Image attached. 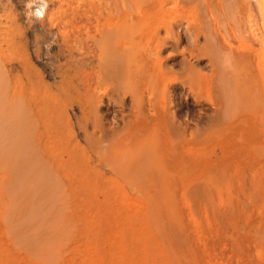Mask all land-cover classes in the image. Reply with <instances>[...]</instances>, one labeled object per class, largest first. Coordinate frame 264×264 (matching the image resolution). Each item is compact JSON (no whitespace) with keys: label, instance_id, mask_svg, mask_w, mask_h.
I'll list each match as a JSON object with an SVG mask.
<instances>
[{"label":"rangeland","instance_id":"374dc122","mask_svg":"<svg viewBox=\"0 0 264 264\" xmlns=\"http://www.w3.org/2000/svg\"><path fill=\"white\" fill-rule=\"evenodd\" d=\"M142 1L144 2L145 0H103L106 5L107 3H109L111 7L117 9L119 12L121 10V8H119L120 4L121 2H123V4H125V9L129 11L128 13L130 14V16L134 14H139L138 9L140 10L141 6H143L141 5L143 3ZM213 1L211 2V0H209L210 8L206 9V7H201L199 4L194 3L193 5L187 6V8L185 7L183 11L179 10V12H177L175 15L181 14L180 16L182 20H184V22L182 21V24L188 23L187 25L190 27L194 25V21L195 23H197L196 19H201L202 26L204 25L203 29L205 35H209V39L211 38V35H214L213 28H215L218 29V31H220L222 34H224L226 39L227 37H229L228 39L230 40V42L235 44V42H232L231 33H229V29L234 28V31H237V29H239L240 27H246L247 21L245 20H247V11L245 10V8H242V10H237L238 8L237 5H235V2H233L234 4L232 2L230 3L232 6L231 8H235L237 10H234V12L232 11L233 9L230 10L229 5L223 4L227 0ZM250 2L252 7L254 8L255 14L253 15L255 16V19L258 22L257 24L261 25L260 22L262 23V20L260 21L261 17H259L258 4H256L258 2L257 0H250ZM218 3L225 5L226 8L221 6V4L219 5ZM227 3L228 2H226V4ZM197 5H199V7ZM19 7L20 8H18V12L21 13V15L23 14L22 16L23 18H25V16H27L25 14V2H23L22 6ZM135 10H137L136 13H134ZM119 12L118 15L121 18L117 17L115 19L112 17V21L114 22H111L114 25H110H113V29H116V26L118 28L119 25H125V23L128 24L129 22L128 19H130V17L127 18V21H124L122 10L120 12L122 16ZM182 12H186V14ZM235 14L238 15L234 16ZM209 15H212L213 19ZM256 15H258L257 18ZM208 16L210 18H208ZM186 17L189 19H187ZM185 18L189 21L191 19H193L194 21L192 22L191 20V23H189V21L187 22ZM119 19H122L121 22ZM211 19L212 21H209ZM216 21L217 24L215 26ZM119 22L123 24H120ZM130 23L131 22H129V24ZM108 24L109 23H106L104 20H102L100 22L99 29L101 31H106ZM227 24L229 27H226ZM210 25L212 27H210ZM236 25H238L239 27H237ZM195 26L197 25L195 24ZM233 26H235L236 29ZM102 27H104V29ZM210 30L211 33H209ZM54 34L55 31L50 34L52 39H49L47 41L48 43L45 42V40L41 42L42 45L40 44L43 56H41L42 59H35V56L33 55L35 50L32 47L31 50L28 52L30 53V55H32L31 57H33H30L29 62H33V65H31L32 75L36 78L34 79L38 81L40 78L44 77V85L46 84L45 82H47V85L50 84L49 86H51V88L13 89H16L15 91L18 94H25L27 97L32 96V99H34L36 103H39L38 101L41 100L45 101V106L42 110V116H35L36 118L34 120V124L36 126H34V128L37 127V125H41L43 120L45 121V123L52 122L54 126L56 124L54 128L57 129V133L52 134L53 137H51L50 129L47 130V133L45 132L46 138H52L51 140H47V147H49L47 154H52L51 156L49 155V157L54 161V163L60 161L59 163H61V165L64 164V166H67H65V169L69 172V169L71 171V169L73 168H70L71 166L69 167L67 164H73L72 159L77 160L76 164H78V167L75 166V169L78 172L75 171L74 175H82V177H84L87 176V172H82L83 167H81V162L87 164L86 157L89 156L91 162L88 163L89 165H86V168L89 169L90 167H93L97 171L100 169L99 172H104L105 174L95 179V175L93 174L94 172H92V175H94L92 178H94L93 180L96 181L93 182V180H91V174L89 175L90 171H88L90 179L87 176V179L89 180H87V183L89 182L90 184L82 183L77 178V182L75 181V186L77 187V193H75L77 194L76 197L71 200L68 196L66 198V201L63 200V202H61L60 200L58 201V197L56 198V196H53V192L52 194L45 192L47 189H49L48 185L51 184V181H44V183H46V185H43L42 187L44 188V195L47 196V198L50 196L48 199L45 197L47 199L46 203V199H44V203L49 206L47 207V209L52 210L51 207H53L54 205L55 207H53V211H57V209H62L61 212L59 211L57 213H61L63 218H65L66 215L64 216L63 214H66V210L71 216L72 212L70 211L71 209L68 203H72V207L74 209L73 213L76 214L74 215L72 213L73 216L70 217L69 220H64L68 222L73 219L74 221L72 224L76 223L77 226L75 225V227L79 226L78 228L80 229H77L79 230V233L77 234V230H75L76 228L70 227V229L66 231L71 232L70 235H65L63 233L59 236L55 233V231L57 232V229L55 228L54 224L53 228L48 229L47 231L42 230V221L39 222V217L41 216L35 215L37 216V218L35 217L34 219L33 227H37L35 228L36 230L33 228H29L30 231L26 230L25 233H29L32 238H35L36 234L37 236L39 233V235H41V231H44V233L46 234L45 236H47L48 234L47 241L50 240L51 242L47 245L43 244L42 246L39 241H34L32 239V241L37 242L35 244V247L42 246L43 248L46 246V248L51 249V252H53L54 250L56 251H54V253L56 254L50 253V256L46 255V257H44L45 261H48L46 264H84L82 262H87L88 260L86 261L85 259L92 257V251L94 252V250L101 252L102 255L106 253L107 255L102 257V261L105 260L106 262L111 257L109 255V252L107 251L111 250V252H116L121 250L120 256L121 254L122 256L120 258L115 257L117 261L116 259H114V257H111V259L113 258V263L115 262L114 264H118V260L120 262L122 261L124 264H129V262L130 264H264V138L263 135L261 136L259 132L254 128L249 127L248 129V125L246 126V129H248V133L246 132V130L242 132V134L246 137H244L242 134L240 136L239 133H237L239 136L235 135L237 132L236 128L232 129L234 133L231 132V135L227 136V139L226 136H224V129H226L230 125V120L233 119L231 117H227L226 115H228L227 112L230 111V109L232 110V107H234V101L236 103V98L232 99L234 98V90H232V92L230 91L231 89H229L228 91L227 88L217 89L215 87L190 88V84L195 78H200L203 75L206 77L212 76L211 74L213 73V70L209 63L210 60L208 61V58L205 57L204 60H200L201 64L197 65L198 61L196 59L192 60V58L188 57L187 55H184V57H182L179 52H177L176 50H174L173 47H171V54L170 52L169 54L170 56L174 55V58L171 57L170 59H166L167 57H164L165 59H163L162 61V63H164L162 65L163 73H157V71H155L151 67V70H149L151 71V73L148 72L147 75H144L145 71H140L142 69L141 63H143L144 61L137 60L138 62H136L134 60H131V62L130 59L129 61H124L122 58L118 57H115L116 59L107 58V55H104V58V56L100 54L98 58L97 54V57H93L89 59V61H87L86 59L85 64L87 65L88 62V66L83 65L85 67L81 66V68L74 70L79 75L78 77H75V73L73 71L64 74L66 78L65 80H67V82L77 84V80H81V85H79L78 88L67 87L68 85H65V87L63 88H54L55 85L59 84L57 83L59 81V78L56 75V69H54V66L57 67V64H59V66L62 65V69L65 70L67 65L66 62H70V58L72 60V64L76 57H81L80 53H77L79 51L77 50V48H75L79 46V44L76 45V43H72V45L69 46L73 50H75V52L72 50L73 54L70 58L66 54V50L69 47H65L66 49L62 47V51L59 53L55 48L56 45H53L52 48V43L50 44V41L54 40ZM30 35L32 34H28V39L29 37L30 39H32ZM237 37L236 40H238ZM132 38L133 37L126 38L125 41H128L127 44H130L129 42L133 43ZM199 38V42H201V40L203 42H201L200 45L207 44V40L204 36H200ZM188 44H190L191 46V43ZM47 47L51 48L48 50ZM182 47L186 50H190L192 46L190 48L189 45H184ZM63 50L65 51V53ZM64 55L65 57H63ZM100 56H102L101 59L103 58L104 61L100 59ZM16 57L19 58V60L22 59V56L20 55L19 57ZM121 59L123 60V62H121ZM164 60L166 61L164 62ZM138 63H140V67H138ZM194 64L196 65V67L193 70L192 68L195 66ZM43 65H45L44 67L47 68L44 69ZM46 65H49V68ZM197 66H200L201 68H198ZM226 66L227 64H225L224 67L222 66V70H225V73L227 71H230L229 69L227 70ZM193 71L197 73H194ZM223 71L217 73V78L215 79L216 84L219 82L218 79L222 77ZM38 73L42 74L39 75ZM157 76L160 80L156 82ZM85 78L87 80H85ZM82 81H87L88 83H90L91 88H83ZM159 86L162 87L160 88ZM168 87L169 89H167ZM144 98L145 100L147 99L146 102ZM195 98L197 101L195 100ZM230 101H233V104ZM227 106L228 109H226ZM160 109H162L161 111L165 109L168 112V115L170 116H168L169 118H167L166 123L163 124L161 128H159L160 131H158V128L146 127L149 130L147 131L146 128L141 127L134 134L135 136L133 135L132 137H128L127 135H125L126 131H128L129 127L131 126L130 122H134V117L144 113H146L145 115L151 114L155 110L160 111ZM59 111L60 115H58ZM148 111L151 113H149ZM57 116L60 118H58ZM227 122L230 123L228 124ZM46 125V127H49L48 124ZM35 130L36 129L33 130V134H37ZM140 132L146 133H141V135ZM252 133L253 135L252 137H250ZM254 134H256V136ZM121 136H123V139H121ZM16 138L18 139V134H16ZM125 140L127 141V143ZM113 141H115L116 143H114ZM122 141L126 144H123ZM128 142L130 144H128ZM228 143H230L231 145ZM15 144H17V146L19 147V143L17 141H15ZM115 144H117L116 147ZM73 145H75L76 148ZM60 146L61 148H59ZM70 146H72L73 149H71ZM188 146L189 148L192 147V149H188ZM164 147L165 150L163 149L162 152L161 150ZM228 147L231 150H229L231 158L229 157ZM167 148L168 151L166 150ZM171 148L173 150H171ZM193 148L196 151L193 152ZM257 148L260 150H258ZM187 149L189 150L188 152ZM70 150L73 152V158L70 155V153L72 154ZM26 151L28 150H25L24 148V150H22V153ZM169 151H172V153L168 154ZM159 152L161 153L160 155ZM54 153L56 156L54 155ZM66 153L68 155H66ZM164 154H166L167 156ZM23 155L25 156L24 153ZM35 155H37V153H35ZM165 156L167 158H170L167 159ZM119 157L120 160L118 159ZM35 158L36 157H34V159ZM64 160H67L66 164ZM68 160H70L71 162H68ZM21 161L24 160L22 159ZM167 161H169L171 165L170 163L168 164ZM109 162L113 164H109ZM116 163H118L117 166ZM108 164L111 165L110 168L108 167ZM22 165L23 164H20V166ZM172 165L175 169L172 168ZM114 166L119 168H115ZM205 167H208L209 172L208 169H206ZM150 168L153 169V172L150 170ZM16 169L17 171H20L19 167H16ZM145 169L147 172L145 171ZM23 171L24 169L21 167L20 174H22ZM200 171L202 173H200ZM158 172L160 173V175ZM203 173L205 177L203 176ZM193 174H195L196 176ZM161 175L163 178L160 177ZM209 176L212 178L210 179ZM213 176H216L215 180H212ZM152 177L153 179L155 178V180L157 179L156 183H153V179L151 180ZM207 177L208 179L206 180ZM201 178H203V180ZM149 181H152L151 185L153 187L151 185L149 187ZM203 182H205V184ZM212 183L214 186L212 185ZM86 184L88 186L87 188ZM46 186L48 188H45ZM84 187L86 189H84ZM208 187H210V191H207ZM120 188H122L123 190ZM153 188H157L156 191ZM78 190L81 192V194H78L80 193ZM147 190H149L150 193ZM142 192H145L146 196ZM153 192H155L156 195H154ZM126 193L127 195H125ZM78 195L80 196V199L77 198L79 197ZM81 195L84 197H82ZM51 196H53L54 199L51 198ZM182 197H184V199H182ZM123 198L126 201H124ZM132 198L133 200L135 199V201H132ZM52 199L56 202H54ZM75 199H79L77 200L79 201L78 204H76L77 201ZM87 199L89 200V202L93 203L94 209L92 208L93 205L88 204L89 202ZM128 199L130 200V202ZM152 199L155 200L153 201ZM49 201H51L52 203L51 206L49 204ZM74 201L76 203H74ZM18 204L20 206L22 205L21 207L24 211L23 206H26L27 204L24 198L23 201L19 200ZM56 204H58V206L60 204V207L58 208ZM65 204H67L66 208ZM111 207H113V209ZM91 208L92 211L90 210ZM95 208L98 209L96 210ZM98 210H101L102 212ZM124 211L126 212V214L124 213ZM8 213L10 214L9 211ZM142 214L145 215V218L143 217L141 220L140 216ZM196 216L198 220L195 218ZM75 219L77 220V222ZM86 219H88V222L86 221ZM70 224L71 223H69V225ZM88 225H90L89 228H87ZM142 226L144 227L142 228ZM15 227L16 226H11L12 230H10L11 228L7 225L6 236L10 237L5 236V239L8 238L7 240L9 242V246L10 248H13V250L14 246H16L15 249H19L20 247L15 244L19 240L17 241L18 238L16 239V237H14V234L16 235L19 232V236L21 230H23V228H20L19 226L16 227L17 229ZM54 228L55 230L53 231ZM14 229H16L17 232H15L16 230ZM18 229L21 230L18 231ZM8 232L11 234H9ZM120 232H122L123 235ZM75 236L78 240L75 239ZM105 241L106 243H104ZM80 243L82 244L80 245ZM29 244H27V246ZM89 245L91 247H89ZM84 248L85 251H83ZM35 249L33 248V250ZM62 250H64L65 252H63ZM36 251L31 252L32 256H34L35 258L34 259L31 257V262L37 264V262L39 263L40 261H42L44 264V258L42 257V255H44L42 254L43 252H39V250L38 252ZM103 251L105 252L103 253ZM157 252H160V254ZM139 254L143 258H141ZM35 256H39V259L37 258L38 261ZM83 256L85 257V259L83 258ZM161 257L163 259H160ZM59 258L61 259V261Z\"/></svg>","mask_w":264,"mask_h":264},{"label":"bare ground","instance_id":"6f19581e","mask_svg":"<svg viewBox=\"0 0 264 264\" xmlns=\"http://www.w3.org/2000/svg\"><path fill=\"white\" fill-rule=\"evenodd\" d=\"M212 1L213 0H211V2ZM23 2H25V5H26L25 14L27 16H25V18H23V16H22L23 14L21 15V13L18 12V8H20L19 6H22ZM104 2H103V0H18V1L17 0H0V264H35V263L31 262L30 259H31V257L34 258V256H32V254H31V252L36 251V249H37L36 252H38V250H39V252L40 251L43 252L42 253V254H44V255H42L43 258L46 257V255L50 256V253H54L55 250L53 252H51V249L46 248V246L42 248L43 244L47 245L48 243L51 242L50 240L47 241L48 234H47V236H45L46 234L44 233V231H41V235H39L40 234L39 233L38 236H40V237H38L36 232H35L36 236H35V238L34 237L32 238L29 235V233L27 234V233H25V231L29 230V228H33V229L37 228V227H35V228L33 227L34 226L33 222H34L35 217L37 218V216H35V215H39V216H41V217H39V216L38 217H39V222L42 221L41 222L42 230L47 231L48 229L53 228V224H54L55 228L57 229V232L55 231L56 234H58L59 236L63 233L65 235H70L71 232H66V231L68 229H70V227L71 228L75 227L76 223L72 224L74 221L72 218H71L72 220H70L71 222L70 221L67 222L65 220H69L70 217L73 216L74 209L72 207V203H68L70 206V209H71L70 211L73 214L71 213V216H70L66 210V212H65L66 214H63V215L64 216L66 215V217L68 216L67 219H66V217L63 218L61 213H59V214L57 213L59 211L61 212L62 209L61 210L57 209V211H53L54 210L53 207H55L54 205H53V207H51L52 210L47 209V207H49V206L46 205L45 203L47 202V199L50 196L47 198V196L44 195L45 192H48L50 194H52V192H53V196H56V198L58 197L57 198L58 201L60 200L61 202H63V200L66 201V198L68 196H69V199L73 200L77 195V194H75V193H77V191H76L77 187L75 186V183L77 182L76 181L77 178L82 183H87V180H88L87 176L90 179V177H89L90 174H91L90 175L91 178L95 175L94 176L95 179L97 177H101V176H103V174H105L104 172L103 173L99 172L100 169L97 171L93 167H90L89 169L86 168L87 167L86 165L91 162L89 156H87L88 159L86 157L87 164L82 163L81 162L82 160L80 161L81 167H83L82 172H84V173L87 172V176L82 177V175H80L82 178L78 175H74V172L76 171L75 166L78 167V164H76L77 160L72 159L73 164H76V165H73L72 163H71V165L67 164L69 167L71 166L70 168H73V169H71V171L69 168H67V169H69V172H68V170L65 169L66 165L65 166H64V164L61 165V163H59L60 161H58L57 163H54V161L49 157L50 153H49V155L47 154V151L49 148V147H47L48 146L47 140H51L52 138H46L45 132L47 133V130L50 129L51 137H53L52 134L57 133V129L54 128L56 126V124L54 126L52 122L45 123V121L42 119L43 120L42 124L37 125V127L34 128V126H36L34 124V122H35L34 120L36 118L35 116H39V117L42 116V110L45 106V101L41 100V101H38L39 103H36L35 100L32 99V96L27 97L25 94H18L15 91L16 89H13V88H51V86H49L50 84L47 85L48 83L45 81L44 82L46 84L44 85V83H43L44 77L40 78L38 81L35 80L36 78L32 75L33 62L32 63L29 62L30 57L32 55H30V53H28V52L31 50V47H32L35 50V52L32 51L35 53V54L33 53V55L35 56V59L40 60V58L42 56V49L40 47V44H41V42H43L45 40H46L45 42H47L49 39L51 40L52 38H51L50 34L54 31H55L54 40L50 41V44L52 43V46H51L52 48H53V45H56V47L55 46L54 47L57 49V51L59 53L62 51V47H64V48L69 47L70 45H72V43H76V45L79 44V46L75 47V48H77V50L79 52H77V51L76 52L78 54L80 53V55H81V57H78V58L76 57V59H74V62L71 64L72 60L70 57L73 54L72 53L73 49L71 47H69L71 50L69 48H67L66 54L70 58V59L68 58L70 62H68V61L66 62L67 65H66L65 70L62 69V65L59 66V64H57L58 65L57 67L54 66V69H56L55 70L56 75L59 78V81L57 82L59 84L55 85L54 88H63V87H65V85H68L67 87L78 88L79 85H81V80L78 79L77 84L76 83L73 84L72 82H67V80H65L66 78H65L64 74H66L67 72L73 71L75 73V77H78L79 75L74 70L81 68V66H83V65L88 66V62H87V65L85 64L86 59H87V61H89V59H91L93 57L98 56V58H99V54L102 56L107 55V58H113V59H116L117 57L122 58L124 61H129V59H130V61L134 60L136 62H138L137 60L144 61L143 63H141L142 69L140 68L141 69L140 71H143V70L145 71L144 75L145 74L147 75L148 72L151 73V71H149V70H151V67L155 71H157V73H163L162 65L164 63H162V61H163V59H165L164 57H167L166 59H170L171 57L174 56V55L170 56V54H171L170 50H171V47H173L174 50H176L177 52H179V54L182 55V57H184V55H187L188 57L192 58V60L196 59L198 61L197 65H200L201 64L200 60H202V59L204 60L205 57L208 58V61L210 60L209 63H210V66L213 70L212 71L213 73L211 72L212 76L206 77L203 75L200 78H198L196 76L197 78L192 80V82L190 84V88H203V87L213 88V87H215L217 89L218 88H227L228 91H229V89H231L230 91L234 90V98H232V99L236 98L235 99L236 103L233 100L234 101V107H232V110L230 109V111H228V110H227L228 112L226 111L228 114L226 116L233 118L232 120H230L231 123L229 122L230 125L226 129H224L223 133H224V136H226V139H227V136L231 135V132L234 133V131H232L233 128H236V131H237L235 135L241 136L242 132H244V130H246V132H247L249 127L257 130L261 136L263 135V138H264V0H257L258 3H256V4H258L259 17H261L260 21L262 20V23L260 22L261 25L257 24L258 22L255 19V16L253 15L255 13H254V8L252 7L250 0H227L226 2H228L229 4L228 3L226 4V2L223 3L225 5H229L230 10L233 9L232 11H234L236 9L231 8L232 7L230 4L231 2L232 3L235 2V5H237V8H238L237 10H242V8L243 9L245 8V10L247 11V14H246L247 20H245V21H247L246 22L247 26L246 27H240L239 29H237V31H234V28L229 29V31H230L229 33H231L232 42H235V44L231 43L230 40L228 39L229 37H227V39H226L225 35L222 34L220 31H218V29H215V28H213V34L215 35V37H214V35L210 34L211 38L209 39V37H208L209 35L208 36H207V34L205 35L204 29H203L204 25L202 26V20L201 19H199V20L196 19L197 23H195V21L190 18L192 20V22L194 21V25H193L194 27L193 26L190 27L187 25L188 23L182 24V21L184 22V20H182V18L180 16L181 14L175 15L177 12H179V10L183 11V9H185V7L187 8V6L193 5L194 3L199 4L201 7L202 6L206 7V9L210 8L209 0H145L144 2L142 1L144 4L142 2H141L142 4L140 3L143 6H141L140 10L138 9L139 14H137V15L134 14L137 11V10H135V12L132 13L134 15H131V16L128 13L129 11H127L125 9V4H123V2H121L119 8H121V10H122L123 20L127 21V18L130 17V19H128V20L131 23L129 24V22H128V24L125 23V25H119L118 28L116 26V29L112 28V26L114 25L112 23V22H114V21H112V17L115 19L117 17H120L118 15L119 11L117 9H114L113 7H111L109 3H107V5H106ZM240 3H242V4H240ZM223 4H221V6L225 7V5H223ZM199 5H197V6L199 7ZM234 7H236V6H234ZM225 8H224V10H225ZM256 8H257V6H256ZM121 10H120V12H121ZM220 11H221V8H220ZM255 11H256V9H255ZM186 12H188V11H186ZM186 12H182V13L186 14ZM122 14H121V16H122ZM204 14H206V13H204ZM212 15H209V16L212 18L213 17ZM237 15L238 14H235L234 16H237ZM114 16H116V17H114ZM209 16H208V18H210ZM257 16L258 15H256V18H257ZM239 17H242V16H239ZM187 19H189V18H187ZM187 19H186V21L188 22L189 20H187ZM212 19L209 21H212ZM102 20H104L106 23H109L106 31H101L99 29V25H100V22ZM121 20H120V22H121ZM190 21H189V23H191ZM245 21H244V23H245ZM235 22H236V20H235ZM110 24H113V25L111 26ZM120 24H123V23H120ZM195 24L197 26H195ZM203 24H205V23H203ZM216 24H217V21L215 23V26H216ZM103 25H101V26H103ZM184 25H187V26H184ZM206 25H207V23H206ZM239 25H241V24H239ZM236 26L239 27L238 25H236ZM208 27H209V25H208ZM210 27H212V26L210 25ZM226 27H229L228 24ZM233 27H235V26H233ZM102 28L104 29V27H102ZM235 29H236V27H235ZM29 33L32 34V35H30L32 37V39H30V37H29V39L31 41L27 37ZM209 33H211V30ZM202 35L206 38L207 44L200 45L202 40H201V42H199L200 41L199 37L200 36L203 37ZM128 37H133L132 38L133 43L129 42L132 45L127 44L128 41L127 42L125 41L126 38H128ZM236 37L238 38V40H236ZM202 39H204V38H202ZM237 41H239V42H237ZM188 43H191L192 47ZM184 45L185 46L189 45V48L191 47V49L190 50L184 49L182 47ZM78 47H79V49H78ZM50 48H48V50ZM51 51H52V49H51ZM73 51L75 52V50H73ZM169 52H170V54H169ZM43 53H44V51H43ZM64 53H65V51H64ZM173 53H175V52H173ZM19 55L22 56V59H20V60H19V58L16 57V56L19 57ZM102 56H100V59ZM105 56H104V58H105ZM63 57H65V55ZM31 58H33V57H31ZM122 59H121V62H123ZM48 60H50V59H48ZM66 60H67V58H66ZM101 60H103V58ZM221 60H223V61H221ZM165 61L166 60H164V62ZM225 64H227V66H226L227 70L228 69L230 70L229 72L227 71L226 73L224 72L225 70L224 71L222 70V66L224 67ZM138 65H139L138 67H140V63H138ZM44 66L45 65H43L44 69L47 68ZM46 66H48V68H49V65H46ZM85 66H83V67H85ZM195 67H196V65L192 69L194 70ZM198 68H201V67L199 66ZM46 70H48V69H46ZM154 70H153V72H154ZM173 70H174V68H173ZM220 71H223V74H222V77H220L218 79L219 82L216 84V82H215V79L217 78L216 75ZM45 73H46V71H45ZM194 73H197V72H194ZM38 74L41 75L42 73L41 74L38 73ZM46 75H48V74H46ZM85 76H86V74H85ZM158 78L159 77L157 76L156 82L160 80ZM85 80H87V79L85 78ZM57 83H55V84H57ZM82 86H83V88H91V84L88 83L87 81L86 82L82 81ZM167 89H169V87ZM227 93H229V92H227ZM232 95H233V93H232ZM144 100H145V98H144ZM146 100H145V102H146ZM195 100H196V98H195ZM156 102H158V101H156ZM198 102H199V100H198ZM154 103H155V101H154ZM196 106H198V105H196ZM228 106L226 109H228ZM154 108H157V107H154ZM94 109H95V107H94ZM161 110L162 109H160V111L151 110V111H153L152 113L148 111L151 114L145 115L146 113H144V114H139L136 117H134L135 120H134V122H130L131 126L129 125L130 126L129 130L127 129L128 131H126L125 135H127L128 137H132L141 127L142 128L153 127V128H158V129L161 128L162 125L166 123L167 118L170 117L168 115V112L165 109L163 111H161ZM51 112H53V111H51ZM58 115H60V111H59ZM174 115H175V113H174ZM58 118H60V117H58ZM169 120H171V119H169ZM228 121H229V118H228ZM46 124H48L49 127H46L47 126ZM51 125H52V127H51ZM246 126L248 127V129H246ZM40 127H41V129H40ZM168 127H169V125H168ZM34 129H36L35 131L37 132V134H35V133L33 134ZM146 129H145V131H146ZM251 130H253V129H251ZM143 131H144V129H143ZM147 131H149V130L147 129ZM158 131H160V129ZM174 132H175V130H174ZM141 133H146V132H140V134ZM237 133H239V135ZM253 133L251 134V136L250 135L249 136L252 137ZM16 134H18V139L16 138ZM38 134H39V136H38ZM256 134H254V135L256 136ZM121 137H122L121 139H123V136H121ZM244 137H246V136H244ZM30 138H31V140H30ZM19 139H20V142H19ZM128 139H130V138H128ZM15 141H17L19 143V147L17 146V144H15ZM113 142L116 143L115 141H113ZM129 142H128V144H130ZM126 143H127V141H126ZM126 143L123 142V144H126ZM117 144H115V147ZM193 144H195V143H193ZM228 144H230V143H228ZM73 146H75V145H73ZM189 146L187 148L192 149V147L189 148ZM259 146H261V145H259ZM24 148H25V150H28L26 152H23L25 154V156L22 153V150H24ZM59 148H61V146ZM70 148L73 149L72 146H70ZM75 148H76V146H75ZM163 149L165 150V147L162 148V150H161L162 152H163ZM188 149H187V152L189 151ZM196 149H198V148H196ZM166 150L168 151V148ZM171 150H173V149L171 148ZM229 150L230 149L228 147V153H229ZM258 150H260V149H258ZM194 151H196V150L194 149L193 152ZM35 153H37V155H35ZM169 153H172V151H169L168 154ZM160 154L161 153L159 152V155ZM166 154H167V152H166ZM166 154H164V155H166ZM54 155H55V153H54ZM66 155H68V154L66 153ZM70 155H71V157L74 156L73 152H72V154L70 153ZM199 155H200V153H199ZM33 156L36 158L34 159ZM229 157H230V153H229ZM102 158H103V156H102ZM168 158H170V157H168ZM22 159L24 161H21ZM118 159L120 160V157ZM66 161L64 160L65 164H66ZM69 161L70 160H68V162ZM161 162H163V161H161ZM167 162H168V164L170 163L169 161H167ZM98 163H99V161H98ZM20 164H23V165L20 166ZM109 164H113V163L109 162ZM109 164H108V167L110 168L111 165H109ZM16 165H19V166H16ZM117 165H118V163H116V166ZM170 165H171V163H170ZM173 165H172V168H174ZM16 167H19L20 171H21V167H22L24 169L23 173L20 174V171H17L18 168L16 169ZM124 167H125V165H124ZM166 167H167V164H166ZM115 168H119V167H115ZM120 168H121V165H120ZM146 169H145V171H146ZM206 169H208V167ZM150 170L152 171L153 169L150 168ZM161 170H162V168H161ZM88 171H90L89 175H88ZM204 171H207V170H204ZM76 172H78V171H76ZM92 172H94L93 173L94 175H92ZM208 172H209V169H208ZM200 173H202V172L200 171ZM204 173H203V176H204ZM78 174H80V173H78ZM150 174H152V173H150ZM195 174H193V175H195ZM197 174H199V173H197ZM159 175H160V173H159ZM162 175L160 177H162ZM121 176H122V174H121ZM175 176H176V174H175ZM145 177H146V175H145ZM209 178L211 179L212 177L209 176ZM93 179L94 178H92L91 180H93ZM127 179H128V177H127ZM152 179H153V177L151 178V180ZM201 179L203 180V178H201ZM207 179H208V177L206 178V180ZM215 179H216V176H213L212 180H215ZM48 180L51 181V184L49 183L50 184V185H48L49 189H47L44 192V190H43L44 188H42V187H43V185L44 186L46 185V183H44V181L47 182ZM100 180H98V181H100ZM154 180H155V178L152 180L153 183H156L157 179L155 181ZM93 182H96V181L93 180ZM151 182L149 181V187L152 184ZM203 183L205 184V182H203ZM87 184H86V188L88 187ZM100 184H102V183H100ZM212 185H213V183H212ZM161 186H162V184H161ZM120 187H122V186H120ZM127 187H128V185H127ZM45 188H48V187L46 186ZM86 188L84 187V189H86ZM194 188H196V187H194ZM120 189H122V188H120ZM153 189L156 191L157 188L156 189L153 188ZM207 189H208L207 191H210V187H208ZM87 190H89V189H87ZM102 190H103V188H102ZM95 191H97V190H95ZM134 191H135V189H134ZM147 191L149 192V190H147ZM98 192H100V191H98ZM87 193H88V191H87ZM153 193H154V195H156L155 192H153ZM78 194H81V192ZM143 194L145 195V192ZM125 195H127V193ZM53 196H51V198L54 199ZM102 196H104V195H102ZM82 197H84V196H82ZM23 198L27 203L26 206H23L24 211L21 207L22 205L20 206L18 204L19 200L23 201ZM77 198L80 199V196ZM145 198H147V197H145ZM150 198H151V196H150ZM154 198H155V196H154ZM44 199H46L45 203H44ZM79 199H75V200L77 201ZM182 199H184V197H182ZM205 199H207V198H205ZM130 200H131V198H130ZM130 200H129V202H130ZM124 201H126V200L124 199ZM132 201H135V199L133 200V198H132ZM54 202H56V201H54ZM78 202L79 201H77V203H76L74 201V203H76V204H78ZM88 202H89V200H88ZM106 203H105V205H106ZM110 203H112V202H110ZM125 203H127V202H125ZM20 204H21V202H20ZM49 204H50V206L52 205L51 201H49ZM84 204H85V202H84ZM88 204L93 205V203H91V202H89ZM56 206H58V204H56ZM69 206H68V208H69ZM59 207H60V204H59L58 208ZM66 207H67V204H65V208ZM61 208H62V205H61ZM92 208L94 209V205ZM92 208L90 209L91 211H92ZM111 208L113 209V207H111ZM95 209L97 210L98 208H95ZM141 210H143V209H141ZM8 211L10 212V214L8 213ZM98 211H101V210H98ZM203 211H205V210H203ZM124 213L126 214L125 211H124ZM14 215H15V217H14ZM148 215H150V214H148ZM75 217H78V216H75ZM75 217H73V218H75ZM143 217L145 218L144 214H142L140 216V219L142 220ZM103 218H105V217H103ZM195 218L197 219V216ZM206 219H207V217H206ZM117 220H120V219H117ZM36 221H37V219H36ZM86 221L88 222V219H86ZM76 222H77V220H76ZM91 222H92V219H91ZM143 222H144V220H143ZM69 223H71V224L69 225ZM117 223H118V221H117ZM102 224H104V223H102ZM196 224H198V223H196ZM7 225L10 228H11V226L12 227L13 226H16V227L19 226L20 228H23V230L18 229V231L21 230V233L19 234V236H18L19 232L16 235L14 234V237H16V239L18 238L17 241L19 240L17 243L14 242L16 245H18V247L20 246L19 249H15L16 246H14V250H13V248H10L9 242L7 240L8 238L5 239L6 226ZM89 226L90 225H88L87 228H89ZM78 227H75L76 228L75 230L79 229ZM84 227H86V226H84ZM143 227L144 226H142V228ZM55 228L53 229V231L55 230ZM16 229H14V230H16ZM90 229H91V227H90ZM10 230H12V228ZM79 230H77V232H76L77 234L79 233L78 232ZM39 231H40V229H39ZM172 231H174V230H172ZM15 232H17V230ZM176 232H177V230H176ZM120 233L122 234V232H120ZM9 234H11V233H9ZM25 234H27V235H25ZM193 234H195V233H193ZM179 235H180V233H179ZM201 235H202V233H201ZM25 236H27V237H25ZM6 237H10V236H6ZM70 237H68V238H70ZM82 237H83V234H82ZM106 237H107V234H106ZM155 237H158V236H155ZM32 239L34 241H39L42 246L41 247H38V246L35 247V244L37 242L32 241ZM75 239H76V236H75ZM76 240H78V239H76ZM29 243H31V244H29ZM104 243H106V241ZM27 244H29L28 245L29 247L27 246ZM81 244L82 243H80V245ZM11 246H12V244H11ZM73 247H74V244H73ZM89 247H91V246L89 245ZM33 248L34 249L36 248V249L33 250ZM58 248H60V247H58ZM85 248L83 251H85ZM78 249H79V247H78ZM19 250L21 251V255H20ZM64 250H62V251L65 252ZM62 251H60V252H62ZM104 252L105 251H103V253ZM107 252H109V255L111 257H114V259H116L115 257L120 258L122 256V254L120 256L121 250L116 251V252H111V250H110ZM157 253L160 254V252H157ZM54 254H56V253H54ZM60 254H63V253H60ZM92 254H93L92 257H89L86 259L83 256V258L86 261L87 260L88 261L82 262V263H84V264H106V263L114 264L115 263V262L113 263V260H112L113 258L111 259V257L109 260L107 259L109 262L108 261L106 262L105 260L102 261V259H103L102 257L107 255L106 253L104 255H102L101 252L94 250V252L92 251ZM39 256H35L36 259ZM57 256H58V254H57ZM57 256H55V257H57ZM142 256H144V255H142ZM59 257H62V256H59ZM140 257H141V255H140ZM43 258H42V260H43ZM107 258H108V256H107ZM136 258H138V257H136ZM141 258H143V257H141ZM38 259H37V261H38ZM125 259H126V256H125ZM160 259H163V258L161 257ZM43 261H44V264H46L48 262L47 260L45 261V258ZM60 261H61V259H60ZM116 261H117V259H116ZM41 262L42 261H40L39 263L37 262V264H40ZM62 263H64V262H62ZM134 263H135V261H134ZM41 264H43V262ZM118 264H124V263L122 261L120 262L118 260ZM129 264H130V262H129ZM142 264H144V263H142Z\"/></svg>","mask_w":264,"mask_h":264}]
</instances>
